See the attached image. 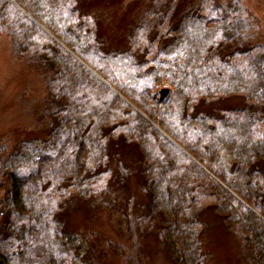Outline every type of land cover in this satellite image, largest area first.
I'll list each match as a JSON object with an SVG mask.
<instances>
[{"label": "trees", "instance_id": "1", "mask_svg": "<svg viewBox=\"0 0 264 264\" xmlns=\"http://www.w3.org/2000/svg\"><path fill=\"white\" fill-rule=\"evenodd\" d=\"M149 5L112 48L82 0H0L13 54L51 72L46 134L0 148V264H98L64 215L86 201L115 212L129 170L111 151L119 140L136 148L146 199L138 217L123 214L129 235L157 225L175 264H211V207L238 240L236 259L264 264L261 19L241 0ZM230 96L243 105L200 109Z\"/></svg>", "mask_w": 264, "mask_h": 264}, {"label": "rangeland", "instance_id": "2", "mask_svg": "<svg viewBox=\"0 0 264 264\" xmlns=\"http://www.w3.org/2000/svg\"><path fill=\"white\" fill-rule=\"evenodd\" d=\"M241 1L251 15L261 19L264 29V0ZM82 4L96 17L99 34L108 38L107 46L112 48L124 46L129 26L138 22L150 6L149 0H82ZM50 73V69L39 66L31 58L13 54L9 37L0 35V148H4L3 153L22 139L46 134ZM162 89L167 91V84L159 86L160 96ZM242 105L241 97L230 96L205 100L200 109L205 113H217L219 109ZM135 149L119 140L111 150L129 169L125 185L114 186L118 191L113 202L115 212L103 204L93 206L94 201L78 202L67 211L64 219L69 229L88 238L90 256L98 264H175L172 249L157 238V225L139 230L136 227L131 235L126 231L123 214L129 218L138 217L146 200L140 190L137 164H132L136 158ZM3 194L4 188L0 186V200ZM202 215L207 224L202 235L203 247L209 262L244 264L238 255L236 259L233 251L238 240L225 233L213 209L206 208Z\"/></svg>", "mask_w": 264, "mask_h": 264}, {"label": "water", "instance_id": "3", "mask_svg": "<svg viewBox=\"0 0 264 264\" xmlns=\"http://www.w3.org/2000/svg\"><path fill=\"white\" fill-rule=\"evenodd\" d=\"M165 93H166V89H162V91H161V97H163L165 95Z\"/></svg>", "mask_w": 264, "mask_h": 264}]
</instances>
